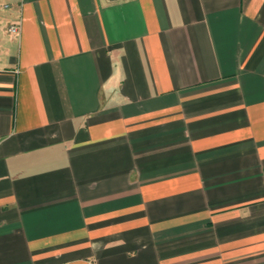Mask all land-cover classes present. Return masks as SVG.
I'll list each match as a JSON object with an SVG mask.
<instances>
[{
	"label": "crops",
	"instance_id": "0c3cea01",
	"mask_svg": "<svg viewBox=\"0 0 264 264\" xmlns=\"http://www.w3.org/2000/svg\"><path fill=\"white\" fill-rule=\"evenodd\" d=\"M0 264H264V0H0Z\"/></svg>",
	"mask_w": 264,
	"mask_h": 264
},
{
	"label": "built area",
	"instance_id": "2783aa9c",
	"mask_svg": "<svg viewBox=\"0 0 264 264\" xmlns=\"http://www.w3.org/2000/svg\"><path fill=\"white\" fill-rule=\"evenodd\" d=\"M5 8L8 7V5H4ZM8 32L12 35H16L18 34L19 32V26L17 25H11L9 28H8Z\"/></svg>",
	"mask_w": 264,
	"mask_h": 264
}]
</instances>
